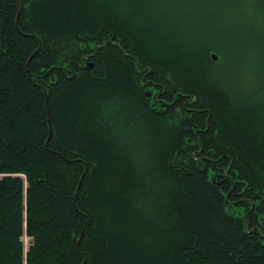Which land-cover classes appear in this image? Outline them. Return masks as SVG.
Returning <instances> with one entry per match:
<instances>
[{
  "label": "trees",
  "instance_id": "1",
  "mask_svg": "<svg viewBox=\"0 0 264 264\" xmlns=\"http://www.w3.org/2000/svg\"><path fill=\"white\" fill-rule=\"evenodd\" d=\"M203 4L0 0V264H264V0Z\"/></svg>",
  "mask_w": 264,
  "mask_h": 264
},
{
  "label": "rangeland",
  "instance_id": "2",
  "mask_svg": "<svg viewBox=\"0 0 264 264\" xmlns=\"http://www.w3.org/2000/svg\"><path fill=\"white\" fill-rule=\"evenodd\" d=\"M175 1V0H173ZM178 1H183V0H178ZM221 1L228 3L229 0H202V2H204V6L207 8L211 6V4L213 5H217L219 7L224 8V6H221L222 3ZM234 1V0H232ZM252 1L253 0H236L234 3L235 4H239L240 7H234L231 10L234 11H229L227 10L225 12V8L224 11H220L219 13V20L218 23L212 24L211 27L215 28V30H222L223 32H227V34H231V32L233 33L235 30V34L238 36H242L244 35V32H246L248 30V34H250L251 32H256L258 34L259 32V26H261L260 24V14L258 12V10L256 11L253 6H252ZM220 2L221 5H218L217 3ZM199 3L200 2H196ZM216 13V12H215ZM232 22H234L232 24ZM231 25H232V29H231ZM243 54V57H246V53L245 51H240ZM239 52V53H240ZM216 54L218 56L217 60H214L212 55ZM219 55L216 52H213L211 54V58L213 59V61H218L219 60ZM221 58V57H220ZM24 242L25 245L28 242L29 237L27 235L24 236Z\"/></svg>",
  "mask_w": 264,
  "mask_h": 264
},
{
  "label": "water",
  "instance_id": "3",
  "mask_svg": "<svg viewBox=\"0 0 264 264\" xmlns=\"http://www.w3.org/2000/svg\"><path fill=\"white\" fill-rule=\"evenodd\" d=\"M212 57H213L214 60H217V58H218V56L216 54H213ZM33 243H34V238L33 237H29L28 245L31 246ZM29 246H28V249L26 250V252L29 250Z\"/></svg>",
  "mask_w": 264,
  "mask_h": 264
}]
</instances>
